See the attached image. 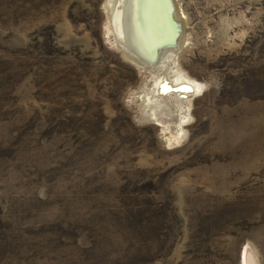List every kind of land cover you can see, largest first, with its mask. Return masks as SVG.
I'll return each instance as SVG.
<instances>
[{
  "label": "rangeland",
  "instance_id": "1",
  "mask_svg": "<svg viewBox=\"0 0 264 264\" xmlns=\"http://www.w3.org/2000/svg\"><path fill=\"white\" fill-rule=\"evenodd\" d=\"M110 3L0 0V258L264 264V0H175L160 67ZM167 74L199 91L156 97Z\"/></svg>",
  "mask_w": 264,
  "mask_h": 264
},
{
  "label": "bare ground",
  "instance_id": "2",
  "mask_svg": "<svg viewBox=\"0 0 264 264\" xmlns=\"http://www.w3.org/2000/svg\"><path fill=\"white\" fill-rule=\"evenodd\" d=\"M111 1L112 3H110L109 6V24L115 35L116 44L118 43V47L121 48L129 58L136 60L140 66L143 64L154 67L163 66L168 61L176 59L175 50H177L176 48L179 46L182 31L177 39V46L165 47L158 52L156 48L157 45L166 42V40L170 38L169 36H171V27L166 24L165 16L163 17L162 0H160L161 3L159 0ZM177 21L179 20L177 19ZM179 22L183 29L182 22ZM189 85L190 84L186 82L176 83L171 81L167 74L161 77L159 81L157 80L155 96L167 99L171 93H175L180 95L179 100L182 101L186 99L189 94H196V92L199 91L195 90V86ZM152 99L154 100V98ZM153 100L151 101L153 102ZM170 101L173 103L172 98ZM169 107L171 109V106ZM172 116L174 117V115ZM176 121L183 131L185 120L180 117L178 112ZM242 256V260L245 264H253L251 254L247 248L244 250Z\"/></svg>",
  "mask_w": 264,
  "mask_h": 264
},
{
  "label": "water",
  "instance_id": "3",
  "mask_svg": "<svg viewBox=\"0 0 264 264\" xmlns=\"http://www.w3.org/2000/svg\"><path fill=\"white\" fill-rule=\"evenodd\" d=\"M160 1V0H159ZM163 6V17L166 18V24H168L171 27V36L166 42L160 43L157 45V52L165 47H171V46H177L178 44V37L181 34L182 31V25L179 21H177L176 18V5L174 0H162ZM161 3V1H160ZM164 18V22H165Z\"/></svg>",
  "mask_w": 264,
  "mask_h": 264
},
{
  "label": "trees",
  "instance_id": "4",
  "mask_svg": "<svg viewBox=\"0 0 264 264\" xmlns=\"http://www.w3.org/2000/svg\"><path fill=\"white\" fill-rule=\"evenodd\" d=\"M57 230V229H56ZM61 231H65V229L63 227H61V229L57 230V233H61ZM8 231H5V235L7 236ZM148 238V237H147ZM83 249V247H81ZM87 254V253H85ZM6 259V255L4 254V256L2 258H0V264H4V260ZM45 264H50L49 262H46Z\"/></svg>",
  "mask_w": 264,
  "mask_h": 264
},
{
  "label": "snow or ice",
  "instance_id": "5",
  "mask_svg": "<svg viewBox=\"0 0 264 264\" xmlns=\"http://www.w3.org/2000/svg\"><path fill=\"white\" fill-rule=\"evenodd\" d=\"M253 264H254V262H253Z\"/></svg>",
  "mask_w": 264,
  "mask_h": 264
}]
</instances>
